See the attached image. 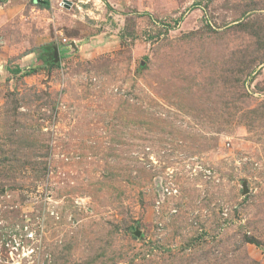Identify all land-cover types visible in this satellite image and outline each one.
<instances>
[{
  "label": "rangeland",
  "instance_id": "1",
  "mask_svg": "<svg viewBox=\"0 0 264 264\" xmlns=\"http://www.w3.org/2000/svg\"><path fill=\"white\" fill-rule=\"evenodd\" d=\"M0 264H264V0H0Z\"/></svg>",
  "mask_w": 264,
  "mask_h": 264
},
{
  "label": "built area",
  "instance_id": "2",
  "mask_svg": "<svg viewBox=\"0 0 264 264\" xmlns=\"http://www.w3.org/2000/svg\"><path fill=\"white\" fill-rule=\"evenodd\" d=\"M28 237H31L30 235H27Z\"/></svg>",
  "mask_w": 264,
  "mask_h": 264
}]
</instances>
